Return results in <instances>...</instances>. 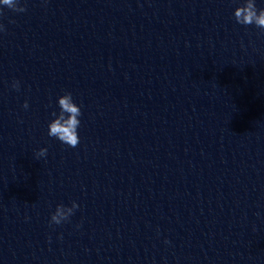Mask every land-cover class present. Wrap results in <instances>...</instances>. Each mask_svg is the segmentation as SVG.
<instances>
[{
	"label": "clouds",
	"instance_id": "1",
	"mask_svg": "<svg viewBox=\"0 0 264 264\" xmlns=\"http://www.w3.org/2000/svg\"><path fill=\"white\" fill-rule=\"evenodd\" d=\"M3 7H7L14 12H25L27 9L20 6L19 0H0V14ZM235 21L244 26L255 25L261 32H264V8L258 9L255 0H242L240 6L234 10ZM14 23V21H10ZM6 28L0 24V33L5 32ZM12 87L19 90L20 82L13 81ZM59 113L53 111L52 119L48 124V136L53 137L71 148H75L80 143L78 129L81 125L80 117L82 115L81 107L77 105L72 97L71 92H65L57 99ZM24 109L29 107L27 101L22 105ZM37 158L46 157L47 148H41L35 154ZM79 205L73 201L70 207L59 204L50 217V225H60L69 220ZM167 242V241H166Z\"/></svg>",
	"mask_w": 264,
	"mask_h": 264
}]
</instances>
